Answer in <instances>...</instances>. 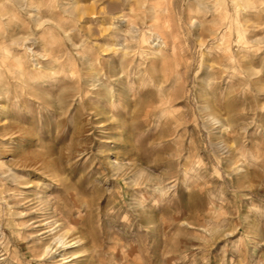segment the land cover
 Segmentation results:
<instances>
[{
    "label": "rangeland",
    "instance_id": "obj_1",
    "mask_svg": "<svg viewBox=\"0 0 264 264\" xmlns=\"http://www.w3.org/2000/svg\"><path fill=\"white\" fill-rule=\"evenodd\" d=\"M0 264H264V0H0Z\"/></svg>",
    "mask_w": 264,
    "mask_h": 264
},
{
    "label": "bare ground",
    "instance_id": "obj_2",
    "mask_svg": "<svg viewBox=\"0 0 264 264\" xmlns=\"http://www.w3.org/2000/svg\"><path fill=\"white\" fill-rule=\"evenodd\" d=\"M72 245L71 244H68V245H65L64 246V249H69ZM63 247V246H62Z\"/></svg>",
    "mask_w": 264,
    "mask_h": 264
}]
</instances>
